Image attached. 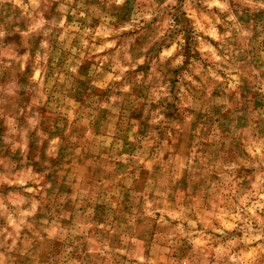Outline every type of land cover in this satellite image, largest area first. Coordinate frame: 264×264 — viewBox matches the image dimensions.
Instances as JSON below:
<instances>
[{
  "label": "rangeland",
  "instance_id": "rangeland-1",
  "mask_svg": "<svg viewBox=\"0 0 264 264\" xmlns=\"http://www.w3.org/2000/svg\"><path fill=\"white\" fill-rule=\"evenodd\" d=\"M216 3L0 0V264H264V0Z\"/></svg>",
  "mask_w": 264,
  "mask_h": 264
},
{
  "label": "clouds",
  "instance_id": "clouds-1",
  "mask_svg": "<svg viewBox=\"0 0 264 264\" xmlns=\"http://www.w3.org/2000/svg\"><path fill=\"white\" fill-rule=\"evenodd\" d=\"M117 2H118V3H121V2H123V0H117ZM213 3H215L216 6L219 7L222 11H224V10L227 9V5H226V4H219V3H216V0H213ZM208 7H209V8L213 7V4L210 3V4L208 5ZM204 19L207 20L208 18H207V17H204ZM228 19L232 20V19H234V17H232V16L230 15V16L228 17ZM216 23H220V20L217 19V20H216ZM104 34L107 35L108 33L105 32ZM210 34L215 35V30L213 29V31H212ZM161 35H163V33H161ZM178 39H179V38H178ZM176 51H177V45H176L175 43H173V44H172V47H171L170 49H168V50H166V51H164V52L162 53L161 58H162V59H166L167 57L171 56V55H172L174 52H176ZM215 59H216V60H220V57H219V56H216ZM140 62H143V61L141 60ZM176 63H180V60H177ZM73 71H75V69H73ZM210 75L215 76V73H211V72H210ZM119 78H120L119 76L116 77V79H119ZM217 79H219V77H217ZM225 227H230V226H229V225H225Z\"/></svg>",
  "mask_w": 264,
  "mask_h": 264
}]
</instances>
